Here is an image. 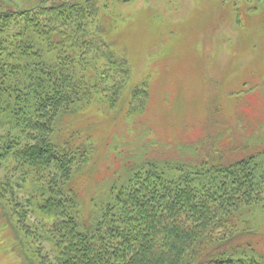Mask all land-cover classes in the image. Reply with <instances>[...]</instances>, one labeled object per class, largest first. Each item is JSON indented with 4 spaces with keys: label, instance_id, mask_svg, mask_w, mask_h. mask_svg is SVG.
<instances>
[{
    "label": "trees",
    "instance_id": "obj_1",
    "mask_svg": "<svg viewBox=\"0 0 264 264\" xmlns=\"http://www.w3.org/2000/svg\"><path fill=\"white\" fill-rule=\"evenodd\" d=\"M2 1L0 210L22 264H264V121L257 134L225 125L213 142L226 141L225 151L198 152V141L172 159L122 155L86 218L74 176L95 144L81 131L61 136V119L95 103L119 110L132 70L100 11L133 0H42L23 10ZM220 1L237 25L264 19V0ZM128 98L126 118L144 112L150 93L134 87Z\"/></svg>",
    "mask_w": 264,
    "mask_h": 264
},
{
    "label": "rangeland",
    "instance_id": "obj_2",
    "mask_svg": "<svg viewBox=\"0 0 264 264\" xmlns=\"http://www.w3.org/2000/svg\"><path fill=\"white\" fill-rule=\"evenodd\" d=\"M13 1L23 10L42 0ZM220 2L133 0L101 9V25L110 28L108 40L128 60L132 76L118 111L109 114L95 103L85 114L61 119L67 125L61 136L81 131L95 144L92 161L74 176L84 217L106 198L103 188L122 168V155L147 150L148 159H172L190 153L184 147L198 141L205 142L198 152L225 151L226 141L213 145L225 125L257 134L254 126L264 121V19L245 15L237 25ZM139 86L149 90L148 105L142 114L126 118L130 91ZM258 135L264 137L262 129ZM144 143L146 149L140 146ZM261 225L264 229V220ZM18 250L0 210V264H22Z\"/></svg>",
    "mask_w": 264,
    "mask_h": 264
}]
</instances>
